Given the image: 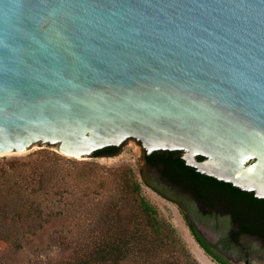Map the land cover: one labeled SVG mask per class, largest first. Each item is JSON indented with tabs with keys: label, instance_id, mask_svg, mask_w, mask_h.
<instances>
[{
	"label": "water",
	"instance_id": "water-1",
	"mask_svg": "<svg viewBox=\"0 0 264 264\" xmlns=\"http://www.w3.org/2000/svg\"><path fill=\"white\" fill-rule=\"evenodd\" d=\"M131 138L264 198V0H0V154Z\"/></svg>",
	"mask_w": 264,
	"mask_h": 264
},
{
	"label": "trees",
	"instance_id": "trees-1",
	"mask_svg": "<svg viewBox=\"0 0 264 264\" xmlns=\"http://www.w3.org/2000/svg\"><path fill=\"white\" fill-rule=\"evenodd\" d=\"M118 151L111 145L93 156ZM158 170L165 174L166 167ZM140 172L146 185L155 184L149 172ZM0 240L8 248L0 252V264H157L171 248L178 257L168 263L190 261L174 227L141 194L130 167L51 150L0 162ZM56 250L63 252L57 259L51 257Z\"/></svg>",
	"mask_w": 264,
	"mask_h": 264
},
{
	"label": "flooded vegetation",
	"instance_id": "flooded-vegetation-1",
	"mask_svg": "<svg viewBox=\"0 0 264 264\" xmlns=\"http://www.w3.org/2000/svg\"><path fill=\"white\" fill-rule=\"evenodd\" d=\"M159 150L167 151L154 153ZM154 151L143 149L141 155L142 170L155 181L149 187L178 207L203 253L216 264H264V200L253 199L252 191L197 171L186 162L183 150ZM179 162L183 165L180 169L175 167ZM158 167H166L165 174ZM252 238L259 244L256 247L261 254L257 257L251 254Z\"/></svg>",
	"mask_w": 264,
	"mask_h": 264
},
{
	"label": "rangeland",
	"instance_id": "rangeland-1",
	"mask_svg": "<svg viewBox=\"0 0 264 264\" xmlns=\"http://www.w3.org/2000/svg\"><path fill=\"white\" fill-rule=\"evenodd\" d=\"M39 150L55 151V148H52L47 145H42L38 147L29 148L27 151L20 152V153L0 154V162L5 161V160H10V159H15V158L17 159L26 158L29 155H32ZM142 154H143V148L141 147L140 142L135 140L134 138H131L122 143V145L119 147L118 153L115 155H98V156L92 155L84 159H75V160L93 161V162H97V163H100V164H103L109 167H115V166H121V165L130 167L133 170L138 181H140L141 194L144 196L146 200H148L155 207L157 211V216L165 219L174 227L176 234L179 237L182 245L189 252L190 261L188 264H216L212 262L210 258L207 255H205V253H203L202 249L199 248V246L193 239L184 219L181 217L178 207L171 201L159 195L157 192H155L153 189H151L148 185H146L142 181L141 174H140L141 173L140 170L142 169V159H141ZM165 191L169 192L167 190ZM250 244L252 248L251 254H253V256L257 257L258 254H261L259 252L260 250L259 247H256L257 245H259L256 239L252 238L250 240ZM7 251H8V248H7L6 243L0 240V252L5 253ZM61 255H63L62 251L56 250L55 252L51 253V257L55 259H57ZM163 255L167 257L162 259ZM163 255L159 256L157 264H170L167 261H172V260L175 261L174 257L175 256L178 257L176 248L166 249ZM12 258L15 259V263H18L19 257L17 255H12Z\"/></svg>",
	"mask_w": 264,
	"mask_h": 264
},
{
	"label": "bare ground",
	"instance_id": "bare-ground-1",
	"mask_svg": "<svg viewBox=\"0 0 264 264\" xmlns=\"http://www.w3.org/2000/svg\"><path fill=\"white\" fill-rule=\"evenodd\" d=\"M191 248H193V247H191ZM194 249H195V247H194ZM191 250H192V249H191ZM194 251H195V250H194ZM194 253H195V252H194ZM194 255H195V254H194ZM197 257H198V256H197ZM201 258H202V257H201ZM199 259H200V258H199ZM202 259H203V258H202ZM202 259H201V260H202Z\"/></svg>",
	"mask_w": 264,
	"mask_h": 264
}]
</instances>
